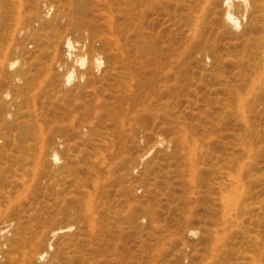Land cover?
I'll list each match as a JSON object with an SVG mask.
<instances>
[{"label": "rangeland", "instance_id": "1", "mask_svg": "<svg viewBox=\"0 0 264 264\" xmlns=\"http://www.w3.org/2000/svg\"><path fill=\"white\" fill-rule=\"evenodd\" d=\"M30 2L11 0L0 16V224L12 225L0 238V264H24L27 244L13 249L10 240L31 243L59 227L36 264H264V59L253 69L256 43L227 45L220 0L143 7L151 65L138 87L126 76L127 93L108 74L122 68L109 23L116 14L128 20L120 36L129 47L133 0H76V11L65 0H36L24 13ZM59 4L67 9L61 36L75 51L62 52L67 65L50 85V72L37 71L50 63L41 50L48 44L19 19L36 12L41 22L30 24L44 34ZM251 17L262 36L264 0ZM95 56L100 70L90 64ZM70 68L74 78L63 86ZM22 206L30 208L16 228L12 213Z\"/></svg>", "mask_w": 264, "mask_h": 264}, {"label": "bare ground", "instance_id": "2", "mask_svg": "<svg viewBox=\"0 0 264 264\" xmlns=\"http://www.w3.org/2000/svg\"><path fill=\"white\" fill-rule=\"evenodd\" d=\"M10 1L11 0H0V16L4 13L2 9L5 10L8 8V7L6 8V5ZM57 1L60 3V0H57ZM65 1H66V4L69 5L68 10L76 11L77 10L75 8L76 6H78L79 8H82L81 4L79 5L78 3H76V0H65ZM150 1L151 0H133L132 4L134 6L135 12L133 15H131V14L130 15L134 19V21H133L134 26L132 24V26H133L132 34H133V37L135 40L133 42L130 41V45H128L129 47H127L126 44L122 43V42H127L129 40L128 36L125 37L124 41L122 40V37L120 36L122 33V30H123V28H121V26H124V24L127 25L128 20L126 21V23L122 24L119 21L118 14L114 15L113 18L110 16L111 21L109 23V30H110V33L115 40L114 42H115L117 49H118L117 54L120 56V59H121L120 63L122 65V68L120 69L117 66H113L110 68V72L108 74L110 77L112 76L113 80L115 81V86H117V87L120 86L121 87L120 89L124 90L126 93H127V90L125 89V87H129L128 82L126 81V76L129 75L131 80L133 79L135 82L134 87L135 86L138 87V86H140L139 85L140 83L142 84L145 82V81L143 82V80L145 79L144 74H143V70L150 67V65H151V58L149 57L150 51L148 50V38L149 37H148V35L144 34L143 26H142V19L144 18L143 12L145 11L144 9H145L146 5ZM205 1L211 6L216 1L218 2L219 0H205ZM257 2H259V0H220V5L223 7V12L221 14L219 28H220V32L222 34L224 33L225 35L228 34L230 36L228 41H227V45L229 47H235V45L237 43L236 41H239L242 44L245 43V46H246V44H249L251 46L252 43H256L255 47L249 51L250 55L253 57V59L250 60L252 62L249 66L253 69L256 68L259 61L264 59V33L262 34V36H259V37L254 36L257 28L262 29L263 26L258 25V20L256 17H251V13L254 10L255 6L257 5ZM37 5H38V2H36V0H31L30 3H27L24 6V8H23L24 13H26V12L34 9V8H37ZM42 5L46 8L47 13L52 11V9L54 7L52 4H50V5L46 4L45 1H42ZM143 7H144V9H143ZM234 8H236L235 10L241 15L243 21H245L243 24H241L240 19L234 15V12H233ZM63 9H65V8L62 4L57 5V7H56L57 14H56L55 19L53 21L52 20L45 21L47 28H49L48 29L49 31L44 33V34H41L39 32V28H35V26L30 24L31 20H33L34 22H37L38 25L40 24L41 17L36 12H33V13L31 12L30 14H28V16L20 17V19H19L22 24H26V25H28V27L31 28V30L33 31V33H32L33 36L35 35V37H37L38 40H42V41L46 42L45 43L46 45L48 44V46H46L44 48L41 47V50L49 54L50 63L45 64V65L42 64L40 69L37 71L38 72H42V71L50 72L49 74L47 73L48 74V80L47 81L49 82L50 85H55V83L58 84V82H59L58 79H56L58 77L56 67L63 69L67 65V63L62 64L60 61V57H61L62 52H64L67 57H72L74 54V51H75V42L72 41L67 36L66 37H63V35L61 36V31L59 28L60 26H59L58 20L61 21L62 16L61 15L59 16V14H60V11H62ZM109 9H110V7H109ZM65 10H67V9H65ZM110 12H111V9H110ZM107 19L108 18H106V20ZM195 21H196V19H195ZM110 27H111V29H110ZM206 29H210V32H211L212 27L208 26V27H206ZM202 30H205V26L203 27ZM122 35H123V33H122ZM231 36L234 37V40H235L234 42L230 41ZM203 40H204L203 46H205V47L208 46L209 45L208 40L207 39H203ZM205 55H207V54H205ZM72 58H74V57H72ZM69 63H71V62H69ZM75 63L79 66H84L86 64V61H85L84 57H78L75 59ZM90 64H91V66L94 65L97 70H100L102 68V64H104V63L102 62V60L100 59L99 56H95ZM13 65H15L14 61H12L10 63V66H13ZM25 67H26V65H25ZM25 78H27V77L25 76ZM72 78H74V74H73V70L70 68L68 70V73L66 74L65 78L62 81V85L64 86L65 84L69 83L72 80ZM45 79H46V77H45ZM82 79H84V76L83 75L79 76L78 80H82ZM102 79L105 80V74L102 76ZM147 81H148V79H147ZM27 85H30V84H27ZM78 87H80V85ZM134 87L133 88L131 87L130 92H128L129 95H131L132 97L137 96V94H136L137 89H134ZM238 91H237V93H238ZM232 92L233 91L230 92V89L226 90L224 93L225 98L223 100H225V101L230 100V98L233 95ZM240 94L241 93H238L237 95L240 97L241 96ZM114 98H116V101L118 103L119 102L123 103L125 101L124 97L118 98L116 96ZM243 100L244 99L240 97V102ZM9 107L10 106H7L8 109H9ZM41 149L43 151V154L40 156V159L42 160V162H45L46 161L45 156L47 154L46 146H44ZM50 150H51L50 161H51V163L56 164V162L59 159L58 154L53 147ZM143 159H144V157L140 158V160H143ZM29 208L30 207L22 206L18 209L17 212L14 211L12 213V214L16 215V218H17L16 228H18V226L22 224L20 222L21 221L20 218L22 217V215L24 213H26L29 210ZM0 218H2V217H0ZM11 226L12 225L9 221H3L0 224V238H3L4 235L8 234V232L11 230ZM63 229H65V227L54 228V229L50 230L49 232H47V231L41 232V230H40L39 235H37V237L34 239L33 242H31V243H29L30 241H27V242L24 241L23 242L22 238L19 239L18 241L17 240L16 241L10 240L9 241V247L16 249L20 242H22L25 245L27 244V249H26V251L24 250L25 253L23 251V253H24L23 254L24 255V257H23L24 264L25 263L26 264H36L37 261L46 257L47 251L49 249L50 250L52 249V245L49 241L51 239H53Z\"/></svg>", "mask_w": 264, "mask_h": 264}]
</instances>
